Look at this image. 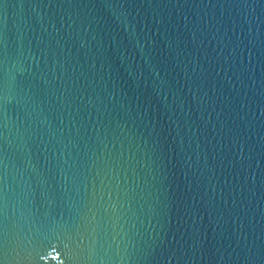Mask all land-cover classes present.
Listing matches in <instances>:
<instances>
[{
  "label": "water",
  "instance_id": "95a60500",
  "mask_svg": "<svg viewBox=\"0 0 264 264\" xmlns=\"http://www.w3.org/2000/svg\"><path fill=\"white\" fill-rule=\"evenodd\" d=\"M0 22L7 264H262L264 0H6Z\"/></svg>",
  "mask_w": 264,
  "mask_h": 264
},
{
  "label": "snow or ice",
  "instance_id": "6c2138e0",
  "mask_svg": "<svg viewBox=\"0 0 264 264\" xmlns=\"http://www.w3.org/2000/svg\"><path fill=\"white\" fill-rule=\"evenodd\" d=\"M5 2L6 0H0V8H3ZM3 31L4 25L2 22H0V35L3 34ZM5 115V106L0 104V126H2V120ZM2 152L3 145L0 144V154H2ZM173 152H175V149H173ZM0 163H2V160H0ZM6 198L7 194L4 188V176L2 173H0V264H7L10 252L15 253V256H13L12 259H15V257L19 256V252L14 247L15 239L9 228L8 218L4 215ZM116 211H118V209L113 207V212L115 213ZM184 214L188 215L187 212ZM177 217L176 223L179 225L181 223L182 217L180 216L178 205ZM64 232L65 238L69 241V244H71L73 240H75L77 244H82L85 239H88L90 242H93L94 239L95 244H97L96 230L94 228H87L84 223L67 224L64 226ZM168 236L169 233L164 232V230L161 229V233L159 235H155L153 237V242L145 247V258L152 256L156 252L157 248H162L165 244L176 243V235H172L171 242L169 241ZM169 251H171V248H169ZM177 251H179V249H177ZM65 255L69 261H72L75 257L73 248L69 245H65ZM262 264H264V261H262Z\"/></svg>",
  "mask_w": 264,
  "mask_h": 264
}]
</instances>
